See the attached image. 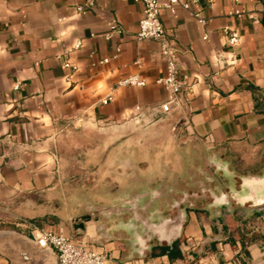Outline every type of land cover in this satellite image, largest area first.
I'll return each mask as SVG.
<instances>
[{"label": "crops", "instance_id": "0c3cea01", "mask_svg": "<svg viewBox=\"0 0 264 264\" xmlns=\"http://www.w3.org/2000/svg\"><path fill=\"white\" fill-rule=\"evenodd\" d=\"M88 1L0 0V264H58L56 251L34 240L35 229L62 230L119 264H190L181 246L183 258L173 262L159 255L131 260L129 236L107 238L92 222L77 231L92 198L68 176L61 139L88 138L85 149L103 170L98 184L111 187L107 201L147 178L152 185L184 183L194 154L236 164L247 172L245 196L264 198V0H198L175 13L161 8L184 82L183 104L167 113L154 110L166 100L157 82L166 75L161 44L137 37L142 3L97 0L88 8ZM236 10L243 15H231ZM231 32L240 36L234 46ZM135 74L146 86L119 85ZM197 212L187 214L182 239L198 234ZM235 243L195 264H264V243Z\"/></svg>", "mask_w": 264, "mask_h": 264}, {"label": "flooded vegetation", "instance_id": "af4514ba", "mask_svg": "<svg viewBox=\"0 0 264 264\" xmlns=\"http://www.w3.org/2000/svg\"><path fill=\"white\" fill-rule=\"evenodd\" d=\"M197 161V159H196ZM193 162V160H192ZM195 162V160H194ZM222 162L215 156H208L203 160L198 173L205 177V182L201 178V185L207 186L201 193L174 192L176 184H162V187L155 188V184L146 186L152 191L150 195H142L140 188L134 190L124 189L121 191L122 200L119 209H105V218L109 224H99L98 230L105 237H126L127 242L126 257L131 260L154 257L158 250L164 248L173 249L181 244V228L185 223L187 214L197 207L198 211L218 215L223 210H234L238 204L248 207L247 214L258 212L264 208V198L257 196H245L243 189L248 187L247 180L235 178L232 187L225 191L222 187H217L214 180L208 177L211 167L216 171L222 169ZM190 166V164H189ZM188 166V167H189ZM183 184L195 183L186 176ZM144 188L145 184H140ZM211 185L213 187H211ZM145 187V188H146ZM160 188V189H159ZM238 189V190H237ZM131 197L133 200H131ZM196 197V198H195ZM248 197V198H247ZM97 215V214H96ZM101 223L100 219L93 213L92 206L85 201L84 213L77 219L74 227L77 231H82L81 224L85 225L94 219ZM108 225V227H107ZM160 252V251H159Z\"/></svg>", "mask_w": 264, "mask_h": 264}, {"label": "rangeland", "instance_id": "374dc122", "mask_svg": "<svg viewBox=\"0 0 264 264\" xmlns=\"http://www.w3.org/2000/svg\"><path fill=\"white\" fill-rule=\"evenodd\" d=\"M86 136H80L77 134H69L66 133L62 137L61 141V152L60 158L64 164V168L69 177L73 176L74 179L80 182L81 188H86L89 191V196L92 200H87L89 204L92 206L93 213L96 217H98L101 223L94 220L92 223L103 224L105 218V209H119L124 200L122 194L115 195L112 200L107 201V197L109 196L110 188L104 190L102 185L98 183L102 182V174L103 170L100 167L101 164H97V158L93 157L94 155L88 153L85 149L87 143ZM197 159V161H196ZM193 160V162H192ZM192 160H189L190 166L185 169V174L182 176H190L195 183L191 184H183V181H180L181 184H176L175 191L176 193L184 192V190L199 194L203 189H206L205 186L201 185V178L203 182H205V177H201L202 175L198 173L202 165L203 160H205V155H192ZM195 160V162H194ZM188 164V165H189ZM222 169L216 171L213 167L210 168L208 177L214 180V184L217 187H222L225 191L230 189L232 186V182L235 178H245L247 172L242 169L238 170L236 164H232L230 162H222ZM156 181V180H155ZM167 184V179H160L159 182H155V188L162 187V184ZM145 184L144 188L141 187L140 184L134 185V189L142 188L144 190L142 195H150L152 191L148 189V186H152L150 184V178L145 179L142 183ZM147 186V187H146ZM115 186H112L114 188ZM146 187V188H145ZM211 187H213L211 185ZM95 188L94 192L91 190ZM115 190L118 191L119 187H115ZM160 189V188H159ZM118 193V192H117ZM145 194V195H144ZM85 197L81 196V200L85 201ZM196 198V197H195ZM131 200L133 198L131 197ZM248 207H244L237 210V207L234 210L228 211L223 210L220 214H210L207 216L206 212H197V231L199 230L196 237L188 240L187 238L181 240V248L185 252V258L189 261L190 264L199 263L201 259L208 258L210 259L220 251V248L225 244H232L233 241L243 240L248 244L255 242L258 244L264 243V208L260 211V214L257 212H252L247 214L245 209ZM192 210L198 211L197 207L191 208ZM206 213V214H205ZM97 214V215H96ZM206 226V227H205ZM208 231V233H206ZM222 243V244H221ZM158 250L157 252H159ZM243 258L245 255L242 256ZM216 262L210 260L207 262L208 264ZM133 264H147L145 262L138 263L133 262Z\"/></svg>", "mask_w": 264, "mask_h": 264}, {"label": "built area", "instance_id": "2783aa9c", "mask_svg": "<svg viewBox=\"0 0 264 264\" xmlns=\"http://www.w3.org/2000/svg\"><path fill=\"white\" fill-rule=\"evenodd\" d=\"M97 0H89L86 7H92ZM127 1V0H122ZM143 5V18L140 21V29L138 39L140 41L154 40L161 44V53L166 62V75L157 82L161 84L166 92V100L154 110L162 112H170L174 108L183 104L184 82L180 77L178 68V55L180 53L177 43L168 37L166 30L161 22L160 10L163 7L169 8L172 13L181 7L186 11H190L191 6L198 0H133ZM231 15L241 17L243 12L236 10ZM194 19L202 25L207 23V19L200 12H192ZM240 41L237 32H231L229 36V44L236 45ZM80 42L75 46L79 48ZM104 60L103 63H107ZM140 62H136L139 65ZM70 67V64H66ZM126 87H144L146 80L140 75L135 74L129 76L119 84ZM112 98L104 100L107 104ZM138 110L140 108H137ZM34 240L38 246L43 249H53L58 255V264H119L115 259L108 255L103 249H95L93 245L78 237L68 236L62 230L55 232L53 230H37L34 231Z\"/></svg>", "mask_w": 264, "mask_h": 264}, {"label": "trees", "instance_id": "16d2710c", "mask_svg": "<svg viewBox=\"0 0 264 264\" xmlns=\"http://www.w3.org/2000/svg\"><path fill=\"white\" fill-rule=\"evenodd\" d=\"M232 244H233V246H236L235 241H233ZM244 247H245V245L243 244V248ZM244 249H246V248H244ZM158 255L159 256H167L171 262L183 258V253H182V251L178 245H176L173 249H170V248L161 249L159 254H156L155 256H158ZM245 255L249 256V252L247 250H245Z\"/></svg>", "mask_w": 264, "mask_h": 264}, {"label": "water", "instance_id": "95a60500", "mask_svg": "<svg viewBox=\"0 0 264 264\" xmlns=\"http://www.w3.org/2000/svg\"><path fill=\"white\" fill-rule=\"evenodd\" d=\"M80 227H82L84 229V224H81Z\"/></svg>", "mask_w": 264, "mask_h": 264}]
</instances>
